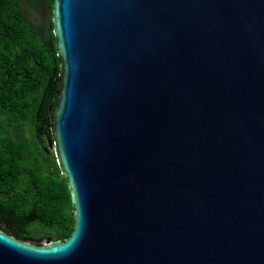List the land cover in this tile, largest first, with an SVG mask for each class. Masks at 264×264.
<instances>
[{
  "label": "water",
  "instance_id": "obj_1",
  "mask_svg": "<svg viewBox=\"0 0 264 264\" xmlns=\"http://www.w3.org/2000/svg\"><path fill=\"white\" fill-rule=\"evenodd\" d=\"M52 22L74 227L0 231V264H264V0H53Z\"/></svg>",
  "mask_w": 264,
  "mask_h": 264
},
{
  "label": "trees",
  "instance_id": "obj_2",
  "mask_svg": "<svg viewBox=\"0 0 264 264\" xmlns=\"http://www.w3.org/2000/svg\"><path fill=\"white\" fill-rule=\"evenodd\" d=\"M52 7L53 0H0V231L17 240L63 241L74 227L49 146L61 75ZM32 14L48 22H32Z\"/></svg>",
  "mask_w": 264,
  "mask_h": 264
},
{
  "label": "rangeland",
  "instance_id": "obj_3",
  "mask_svg": "<svg viewBox=\"0 0 264 264\" xmlns=\"http://www.w3.org/2000/svg\"><path fill=\"white\" fill-rule=\"evenodd\" d=\"M37 17V18H36ZM31 20H32V22H34V23H38V22H42V23H47L48 22V16L47 15H45V16H36V15H34V14H32L31 15ZM54 141V140H53ZM53 141L52 142H50V144H49V146H51L50 148L52 149V151H53V153H54V143H53ZM20 241H22V242H24V243H27V244H30V245H36V244H40V245H48V243H47V240L46 239H42V240H39L38 242H35V241H30V240H28V239H25V238H22Z\"/></svg>",
  "mask_w": 264,
  "mask_h": 264
}]
</instances>
